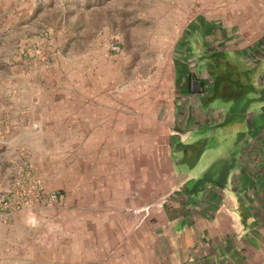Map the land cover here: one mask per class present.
Returning <instances> with one entry per match:
<instances>
[{"label":"rangeland","instance_id":"1","mask_svg":"<svg viewBox=\"0 0 264 264\" xmlns=\"http://www.w3.org/2000/svg\"><path fill=\"white\" fill-rule=\"evenodd\" d=\"M182 1L0 0V165L6 175L0 187V221L16 225L20 244L25 234L28 247H18L17 257L28 261L27 256L43 254V245L34 243L43 244L50 235L51 241L61 238L63 249L72 256L75 238H119L122 230L96 226L109 220L138 222L173 186V159L166 147L174 122L183 132L216 125L223 114L219 107L229 108L230 98L242 99V86L227 77L221 87L223 97L210 107L204 104L209 97L202 98L207 91L198 92V81L210 84L214 75L195 64L197 56L183 50L190 45L188 23H171L177 9L187 14ZM260 61L251 65L259 66L255 86L264 85ZM234 124L240 126L237 120ZM7 126L11 130H5ZM259 127L264 143L263 119ZM227 131L222 140L216 135L207 141L200 163L209 160L210 164L221 150L235 147L238 131ZM8 140L16 141L9 150L7 144L2 147ZM183 140L188 141L186 136ZM49 164L53 176L46 179ZM128 168L133 192L123 198L124 180L118 176ZM64 170L89 172L70 177L73 184L79 181V190L90 191L94 185L107 196L109 188L110 198L100 201L113 204L110 211L118 210L121 216L91 215L89 204L87 228H59L65 216L61 218L58 209L67 197ZM9 172L14 175L7 182ZM140 175L144 189L138 195L134 188L139 187ZM35 181H41L47 192H57L60 203L48 205L41 199L29 207H14ZM75 202L72 199L66 208L75 209ZM120 203L125 204L121 211ZM103 207L107 213V206ZM20 211L26 213L17 215ZM53 225L57 227L50 229Z\"/></svg>","mask_w":264,"mask_h":264},{"label":"crops","instance_id":"2","mask_svg":"<svg viewBox=\"0 0 264 264\" xmlns=\"http://www.w3.org/2000/svg\"><path fill=\"white\" fill-rule=\"evenodd\" d=\"M182 2L187 14H181L180 9H177L176 14L171 16V23L185 21L190 26L187 29L190 45L188 48L183 47V50L188 49V53L197 56L196 65L212 72L214 78L210 84L219 87L220 94L221 87L226 86L224 81L227 77L237 82V85L244 86L243 71L245 70L254 72L251 78L247 76L246 82L253 84L259 66L251 65L261 63L260 60L264 62V0H183ZM185 28L181 31L183 32ZM234 56L240 61L238 64L240 63L242 68L237 65L229 66L230 62H226V59H235ZM218 57L224 60L220 59V61ZM213 95L206 99L208 107L216 103L217 91ZM251 96L250 107L242 118L239 117L242 120V123L238 121L239 127L230 123L231 127L226 125L213 128L215 125H210L189 128L188 131L183 132L174 122L172 131L170 130L167 136L166 150L169 156L175 143L189 144L216 135H219L217 140H222L228 129L238 131V140L232 149L221 150L210 164L209 160L200 163L207 148L192 167L187 164L176 165L173 160L171 190L138 222L125 220L121 223V221L109 220L104 225L105 223L101 224L98 221L101 224L96 226L98 230L118 232L122 230L124 233L119 234V238H75L73 243L76 249L72 252L74 254L72 256L69 250L63 249L66 244L61 238L51 241L49 234L50 238L43 244L41 240H36L34 243L35 246L43 245V254L27 256L28 261H25L17 257L18 247H28L24 239L25 234H23V244H20L15 238L16 225L0 221V264L5 261L12 264L24 262L39 264L43 261L45 264H264V143H261L259 137L261 133L259 124L262 119L264 120V105H262L264 102L255 101V97ZM219 97L222 98L223 95ZM233 103L234 99L230 100L229 106L234 105V108L239 110L238 104L241 101L236 105ZM222 106L219 109L223 114L216 125L223 122L227 116V111ZM179 118L180 116L177 119ZM11 128L12 126L4 127L5 130ZM183 136H186L188 141H184ZM7 142H4L2 147L7 144L8 150L16 143L15 140ZM231 153L235 155V159H232ZM7 159L9 165L14 163L10 157ZM217 161L221 164L217 174L211 176L204 184H198L197 181L202 174ZM48 167L46 179L53 176L52 165L49 164ZM75 167H79V161H75ZM0 171L2 172V174L0 172V187H2L6 175L3 174L1 165ZM112 172V170L108 171L111 175ZM84 173L88 175L89 172L69 173L64 170L63 175L61 173V178L65 176L63 182L66 183L67 191L64 207L58 209L61 218L65 216L58 225L62 230L74 227L76 231H82L87 228L85 214L90 208L87 207L89 204L93 206L91 215L121 216L118 210L110 211L113 204H102L100 201L104 197L110 198L109 188L105 189L106 195L108 194L105 196L104 190H100L99 187L95 190L96 186L93 185L90 191L79 190L78 180L74 181L76 182L74 184L70 182L72 175L76 178L85 176ZM8 175L7 182L12 181L13 172H9ZM118 177L124 180L123 198H126L133 192L131 168L124 171L123 176ZM139 177V187L134 188L138 195L144 189L141 186L142 175ZM94 181L95 178L92 179V182ZM97 184L99 186L100 182L97 181ZM72 199H76V207L70 210L66 206ZM120 205L121 211L125 204L120 203ZM102 206H107V213H103L105 207ZM25 213L20 211L17 215ZM15 215L14 213L13 216ZM68 216L70 218H67ZM9 220L12 221V217ZM74 223L76 226L73 225ZM56 227L53 225L50 229ZM57 245L60 246L59 249L56 248ZM64 255H67V258L64 259Z\"/></svg>","mask_w":264,"mask_h":264},{"label":"trees","instance_id":"3","mask_svg":"<svg viewBox=\"0 0 264 264\" xmlns=\"http://www.w3.org/2000/svg\"><path fill=\"white\" fill-rule=\"evenodd\" d=\"M218 59H219V57H218ZM221 60L223 61L224 59H221ZM226 60H227L226 62H230L229 66H236L237 65L240 68H242L241 64L240 63L238 64V62H240V61H237L236 59H231V58L226 59ZM250 71L252 72V70H250ZM246 72H247L246 70L243 71V73H246ZM251 72H248V73H250L248 75V77L254 75V72H252V73ZM243 81L241 80V82H243V84H245L244 86H242V89H241L242 90V94H241L242 99L241 100H235L234 99V103H233L236 105V104H238V102L241 101L242 105H240V109L239 110L235 109L234 105H233V107H229V108L224 106V108L225 109L227 108L230 113L226 112L227 116H226L225 120L221 123H218L213 128L226 126V125H229L230 123L234 124L235 121L239 117L242 118L243 114L247 111L248 107H250V105H251V97H252L251 95H253L255 97V99H254L255 101H259L260 103L264 102V85L263 86H255L254 83L253 84H250V83L246 84L247 79H245ZM198 82H199L198 83V86H199L198 92L203 94L205 92V90L207 91L206 94L202 95V98L209 97V96L213 95L214 91H217V92L219 91L217 98H220L219 96L221 95L220 94L221 90L218 89V87H215V85H212V84H207L204 80H201V81L199 80ZM230 99H233V98H230ZM203 102L208 107V103H207L206 99H204ZM233 113H236V114H234L236 117L231 116V115H233ZM240 118L237 121L242 123L241 122L242 120H240ZM209 139H210V137H207V138H203V139H200L194 143H189V144L181 143L179 145L178 143H175V145L172 147V150H171V157L174 160L175 164L176 165L188 164L189 166L192 167V165H194L197 162V160L199 159V157L203 153V151L207 148V141ZM232 154L233 153H231L230 155H232ZM232 159H235L234 154H233ZM220 161L215 162L211 167H209L202 174V176L198 179L197 183L198 184H204L209 178H211V176L216 175L217 171L220 170L219 169L221 166Z\"/></svg>","mask_w":264,"mask_h":264},{"label":"built area","instance_id":"4","mask_svg":"<svg viewBox=\"0 0 264 264\" xmlns=\"http://www.w3.org/2000/svg\"><path fill=\"white\" fill-rule=\"evenodd\" d=\"M31 185V187L29 186L28 188H25L23 190L26 196L21 197L20 199L15 201V203H13L14 207H29L32 206L33 203H37L36 201H39L41 199L43 201H46L48 205H55L60 203V195L57 192H47L41 181H35ZM31 195H33V197ZM5 205H8V203L5 202Z\"/></svg>","mask_w":264,"mask_h":264}]
</instances>
